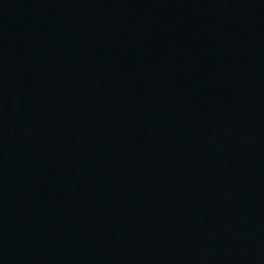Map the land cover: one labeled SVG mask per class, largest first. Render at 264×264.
<instances>
[{
    "label": "water",
    "instance_id": "water-1",
    "mask_svg": "<svg viewBox=\"0 0 264 264\" xmlns=\"http://www.w3.org/2000/svg\"><path fill=\"white\" fill-rule=\"evenodd\" d=\"M0 264H264V0H0Z\"/></svg>",
    "mask_w": 264,
    "mask_h": 264
}]
</instances>
